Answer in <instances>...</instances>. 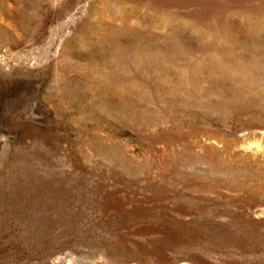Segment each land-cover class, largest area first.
<instances>
[{"label": "rangeland", "instance_id": "374dc122", "mask_svg": "<svg viewBox=\"0 0 264 264\" xmlns=\"http://www.w3.org/2000/svg\"><path fill=\"white\" fill-rule=\"evenodd\" d=\"M264 264V0H0V264Z\"/></svg>", "mask_w": 264, "mask_h": 264}, {"label": "bare ground", "instance_id": "6f19581e", "mask_svg": "<svg viewBox=\"0 0 264 264\" xmlns=\"http://www.w3.org/2000/svg\"><path fill=\"white\" fill-rule=\"evenodd\" d=\"M100 264H131V263H127L124 261H116V262H111V263H100Z\"/></svg>", "mask_w": 264, "mask_h": 264}]
</instances>
